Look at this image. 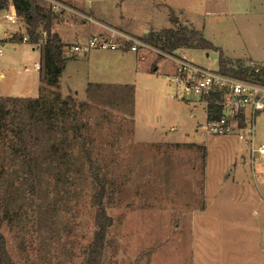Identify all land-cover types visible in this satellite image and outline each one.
<instances>
[{
    "label": "rangeland",
    "instance_id": "rangeland-1",
    "mask_svg": "<svg viewBox=\"0 0 264 264\" xmlns=\"http://www.w3.org/2000/svg\"><path fill=\"white\" fill-rule=\"evenodd\" d=\"M60 1L92 14L96 22L87 21L84 26L81 17L66 12L59 17L66 40L63 56L69 60L59 89L46 83L40 86L41 96L49 99L57 92L63 98H74L69 102L76 114L73 125L59 122L62 132L65 127L70 129L67 143L59 144L66 156L51 152L53 143L65 140L62 133L47 134L43 129L32 137L28 134L20 147L27 152L22 158L11 134L6 141L0 139V168L2 161L10 163L14 153L20 159L15 167L8 163L6 169V181L12 175L16 196L13 212L17 219L3 226L13 262L85 264L86 247L96 229L93 195L97 187L88 178L86 167L80 166L82 144L109 180L105 203L113 226L107 235L103 264H235V260L253 264L257 255L261 259L262 253L223 252L224 246L240 249L242 242L252 250L244 240L246 232L231 234L227 226L203 223L213 216L205 197V143L209 145V140L196 130L206 123L207 104L182 88L169 86L168 79L175 72L173 56H161L155 48L128 52L125 57L121 51L74 54L71 48L87 42L106 25L143 40L149 34L143 36L145 29H171L173 14L181 22L189 20L225 58L264 67V0H78L82 9L69 0ZM39 3L50 8L44 0ZM11 5L9 1L0 11V41L7 42L0 55V74L6 75L0 91L12 87L14 93L29 94L39 73L41 81L45 78L44 60L41 51L22 44L24 22L19 19L15 25L6 20ZM5 32L7 38L2 40ZM14 44L16 52L12 51ZM212 52L188 50L185 57L219 70L218 60L207 56ZM94 54L98 59L91 61ZM112 55H120L124 62L107 65L104 59ZM36 64L41 65L40 72L35 70ZM99 79L105 80L106 86L97 87L103 83ZM124 81L131 87L116 86L127 84ZM90 86L94 87L89 90ZM23 120L27 118L23 116ZM255 143L257 147L264 144L262 114L256 121ZM245 167L249 175L250 163ZM262 167L264 161L256 162L257 171ZM262 193L264 196V187ZM225 228L229 235L221 236Z\"/></svg>",
    "mask_w": 264,
    "mask_h": 264
},
{
    "label": "trees",
    "instance_id": "trees-1",
    "mask_svg": "<svg viewBox=\"0 0 264 264\" xmlns=\"http://www.w3.org/2000/svg\"><path fill=\"white\" fill-rule=\"evenodd\" d=\"M15 8L17 16L21 19L26 28L23 36L29 38L27 44L33 46L44 40L45 46L41 50L44 60L45 78L41 83H46L50 87L58 88L60 79L64 72L68 58L63 56V44L59 35L54 32V26L61 13H55L50 8H45L39 3V0H10ZM9 0H0V9L8 5ZM170 21L176 28L163 30L162 32H150L143 39L153 48L169 55H175L180 49H192L201 51L219 52V71L223 74L233 76L240 79H248L255 75L253 69L254 64L247 66L240 61H232L223 56V54L211 42H209L201 31L194 29L189 25H182L179 20L171 16ZM46 35V37H45ZM156 71V69H154ZM264 74V68L262 69ZM99 87L100 85H96ZM91 87L90 86L89 90ZM129 87V86H128ZM42 87H40V95L36 98L24 97H0V139L6 141L9 134L11 138L16 140L19 152L21 145L26 143L28 134L36 135L43 129L44 133H53L58 135L62 133L65 140L57 141L51 146V152L61 153L66 156V152L61 149L60 145H64L68 141L69 128L61 131L59 122L64 120L65 123L73 125L76 114H73L72 106L73 97L63 98L60 92L54 94L49 99L41 96ZM131 90V88L129 89ZM219 97L212 96L207 100V111L209 118H216L220 115V107L218 105ZM23 116L27 121L23 120ZM46 134V135H47ZM67 140V141H66ZM20 153L19 158L27 155L26 149ZM82 157L79 158L80 166L87 169L88 178L97 187L96 193L93 195V203L96 206L95 226L92 241L86 247L85 264H103V257L107 245V235L113 226V219L107 214L106 198L109 196V180L102 174V169L98 162L93 159L90 150L85 144L80 147ZM50 153V152H49ZM12 160L9 162L2 161L0 168V264H15L7 248V241L3 233V226L6 222L13 223L17 217L13 212V203L16 196L12 191L14 181L12 175H6V169L9 164L15 167L18 158L14 153ZM18 160V161H17ZM63 164H65L63 162Z\"/></svg>",
    "mask_w": 264,
    "mask_h": 264
},
{
    "label": "crops",
    "instance_id": "crops-1",
    "mask_svg": "<svg viewBox=\"0 0 264 264\" xmlns=\"http://www.w3.org/2000/svg\"><path fill=\"white\" fill-rule=\"evenodd\" d=\"M69 1H71L74 7L78 9H82L77 5L78 0H69ZM12 6L13 5H11L10 7ZM5 9L6 8H2L0 9V11H3ZM76 11L78 12L79 10H76ZM79 13L86 14L95 20L92 14L84 13L81 11H79ZM58 21L59 19L56 21L55 26H54L56 27L55 32L59 35L62 41V44H63L66 42V40L64 39V34L61 31L63 28V25L60 26L61 24H59ZM83 23L85 26L86 22H83ZM179 23L182 25L191 26L190 24H188L190 23L189 20H187L186 22L185 21L181 22L179 20ZM100 27H102V25H100ZM106 27H108V25L105 26L104 28L105 30H102L100 28L99 32L96 34H99L101 32L107 33ZM173 28H176V26L172 24L171 29ZM72 29H73V24L69 28L70 32L72 31ZM111 29L120 31L124 34L137 37L129 32H126V31L124 32L114 27ZM6 32H5V36L1 38L2 40L7 38ZM150 32L151 31H148L147 29H145L143 31V36L147 35ZM158 32H162V31H155V33H158ZM2 43L4 44V47L7 44V42H2ZM22 44H27V43H22ZM13 46L14 47L12 51L16 52L18 48L16 47L15 44ZM188 50L194 51L192 49H187L186 51H183L184 53H182V55H185V53ZM178 51H176L175 54L179 55V53H177ZM127 55L128 53H122L121 56L125 57ZM121 56L112 55L111 57H106L104 61L106 60L107 65H108L109 62L114 63V62L120 61L119 58H121ZM91 59H92L91 61H93V60L98 59V57L97 55L94 54L93 57H91ZM120 62L123 63L124 61H120ZM262 64H264V60ZM246 65L249 66L251 65V63L246 62ZM155 69L157 72L158 68L155 67ZM35 70L40 72V70H37V69ZM5 76L6 75L4 73L0 74V89H3L4 87L2 82L5 81ZM99 80H101L103 83H97L98 85L106 86L105 80L103 79H99ZM120 81H123V80H120ZM87 82L89 83V79L87 80ZM92 83H96V82H92ZM124 83H127V81H124ZM122 85L130 86L129 83L127 84L118 83V85L116 86L122 87ZM40 86H41V75L39 73L38 80L36 79L34 83L33 92H30L29 94L27 92L14 93L12 91L13 88L11 87L8 90L4 89L3 91H0V97L11 96V97L36 98L39 94ZM35 89H37L36 92H35ZM69 91L71 90L68 87L67 92ZM74 91H75V88L73 87V93ZM74 94L76 95V93ZM206 112H207V120H206L207 122L209 120L207 108H206ZM261 114L262 116L264 115V113H261ZM199 128L196 131H199ZM207 137H208L207 139L209 140V145L205 143L207 150H208V157L206 160L205 197H206V201L208 205L207 208L209 209V212L213 211V216L207 219H204L203 223L205 225L213 224L216 226L217 225L227 226L228 227L227 231L230 232L231 234L232 233L240 234L242 232H246V234H244V240L248 241L247 245L251 246L252 250H250V248H246L242 242L240 249L235 246H233L232 248L224 246L222 247L223 252L224 253H262L261 259L257 255L256 257L257 260L256 261L253 260L252 262L253 264H264V196L262 193V189L264 187V167H262L259 171L255 169L256 162L259 163L261 160L264 161V156L256 155V158L254 160L251 159L248 154V150H246L247 146L245 145V143L239 141L237 137L235 136L224 137V138H219V139L213 138L210 136H207ZM174 144H180V143H174ZM221 150H222V153H220ZM244 150H246L245 154H243ZM248 162L250 163V167L252 168L251 172H249L250 173L249 175L245 167L246 165L249 164ZM239 163L241 167H239ZM210 214H212V212H210ZM222 235L224 236L229 235L226 232V228L223 229V233L221 234V236ZM246 235L248 236V239H245ZM259 242H262L261 245H263V247H261ZM250 260H252V258ZM244 261L246 263L248 262L247 259H244ZM248 263L251 264V262H248ZM235 264H244V263L239 260L237 261L235 260Z\"/></svg>",
    "mask_w": 264,
    "mask_h": 264
},
{
    "label": "built area",
    "instance_id": "built-area-1",
    "mask_svg": "<svg viewBox=\"0 0 264 264\" xmlns=\"http://www.w3.org/2000/svg\"><path fill=\"white\" fill-rule=\"evenodd\" d=\"M55 13L62 15L70 13L82 18L84 22H96L86 14H81L69 5L60 0H44ZM6 20L12 24L17 23L19 17L14 6L10 7ZM107 33L101 32L89 38L87 42L76 43L71 51L74 54L87 55L91 51H121L123 53H137L139 49L153 48L142 39L124 34L120 31L106 27ZM46 37V35H45ZM23 43H28L29 38L23 36ZM44 40L36 45L34 49L41 51L45 46ZM4 44L0 41V55L4 53ZM161 56L169 55L160 52ZM175 63V72L170 76L169 86L177 90L182 88L186 94L207 104L212 96H218L220 115L202 125L199 130L206 136L213 138H224L235 136L247 146L251 159L256 155L264 156V145L256 146V119L264 113V67L257 64L252 65L255 75L248 79H240L221 73L219 70H212L193 63L185 55H170ZM264 60V57H263ZM41 70V65H36Z\"/></svg>",
    "mask_w": 264,
    "mask_h": 264
},
{
    "label": "water",
    "instance_id": "water-1",
    "mask_svg": "<svg viewBox=\"0 0 264 264\" xmlns=\"http://www.w3.org/2000/svg\"><path fill=\"white\" fill-rule=\"evenodd\" d=\"M207 56H208V57H211V58L214 59V60H218V57H219L218 54L215 53V52L208 53Z\"/></svg>",
    "mask_w": 264,
    "mask_h": 264
}]
</instances>
